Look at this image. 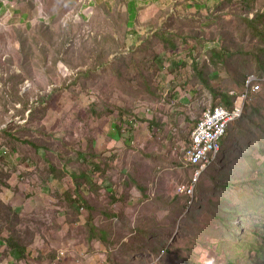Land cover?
<instances>
[{"label":"rangeland","instance_id":"obj_1","mask_svg":"<svg viewBox=\"0 0 264 264\" xmlns=\"http://www.w3.org/2000/svg\"><path fill=\"white\" fill-rule=\"evenodd\" d=\"M123 1L0 0V264H264V80L178 191L194 121L264 78V0H162L136 32Z\"/></svg>","mask_w":264,"mask_h":264},{"label":"built area","instance_id":"obj_2","mask_svg":"<svg viewBox=\"0 0 264 264\" xmlns=\"http://www.w3.org/2000/svg\"><path fill=\"white\" fill-rule=\"evenodd\" d=\"M264 78H258L251 74L245 76L242 89L235 96L229 109L221 105L206 107L190 131L181 148L186 165L191 168V175L187 184L178 186V191L186 195H192L194 187L202 172L214 163L220 150L219 138L224 133L228 122L237 119L243 112V107L252 101L254 95L261 89L260 82ZM232 95V93L230 94Z\"/></svg>","mask_w":264,"mask_h":264},{"label":"crops","instance_id":"obj_3","mask_svg":"<svg viewBox=\"0 0 264 264\" xmlns=\"http://www.w3.org/2000/svg\"><path fill=\"white\" fill-rule=\"evenodd\" d=\"M178 1L179 0H164V2L169 5L168 8H170L172 10L174 9L175 10V13H178L177 12L178 11L177 10L178 8H175V6H178V5H174V4L177 3ZM159 2H163V1L162 0H124L123 1V3H124L123 6H124V9H125V12H126V21H125V23H126L125 24L126 29H131L132 31L136 32L135 30L138 28V26L136 24L137 22L135 23V19L138 17V15L141 14V12H142L141 11V8L143 6H145V5H150V3L155 4V6L156 5L157 6H161L163 3L161 4ZM188 2H193L194 3L193 4L194 11H196L198 8H200L202 10V12L205 13V11L206 10H210V8L212 7V4H216L218 2V0H189ZM241 2H242L243 8H245L247 10L248 9H251V7H249V0H241ZM127 7L129 9H132L133 10L132 11L133 14H131L132 17H130V16L127 17V12H128ZM152 7H154V6H152ZM208 12H210V11H208ZM171 13H173V12H171ZM158 51H157V53H158ZM211 74H214V73H211ZM215 74H218V73H215ZM230 91H232V90H229V91L225 92V94H231ZM221 93H223V91ZM235 120L231 121V123L234 122Z\"/></svg>","mask_w":264,"mask_h":264},{"label":"trees","instance_id":"obj_4","mask_svg":"<svg viewBox=\"0 0 264 264\" xmlns=\"http://www.w3.org/2000/svg\"><path fill=\"white\" fill-rule=\"evenodd\" d=\"M262 63V62H261ZM195 67H197V64H195ZM198 69V68H196ZM197 73L198 74H203V72L201 70H197ZM262 74H264V72H262ZM245 78V76L242 78V82H243V79ZM213 94V93H211ZM219 95V94H218ZM220 96V95H219ZM236 96V95H235ZM234 96L232 95H229V94H225V96L219 98V100L217 101V103H214L212 104L211 106H214V105H221L223 106L224 108L226 109H229L232 105V102L234 100ZM196 121H194L195 123ZM193 123V124H194ZM147 124H150V122H147ZM115 128H117V130L119 131L121 128L120 126H116ZM91 166L94 167V168H99V164L98 163H94L92 162L91 163ZM48 169L51 173H55V169L50 165L48 166ZM49 172V173H50ZM81 175V174H80ZM75 179L76 178V175L73 176ZM189 179V178H188ZM189 181V180H188ZM76 188V186H75ZM75 195L76 197L75 198H72L70 202L72 203H76V205H74L75 208H81V207H88V203H86V201L83 199V197L81 196V194H79L77 191L75 192ZM93 230V227L90 226ZM94 233V232H93ZM100 235H104L103 233H101ZM9 241V246H10V249L12 251H14L15 253H17L18 255H22L23 254V247L20 246V244H18L17 242H14L13 240H8Z\"/></svg>","mask_w":264,"mask_h":264}]
</instances>
